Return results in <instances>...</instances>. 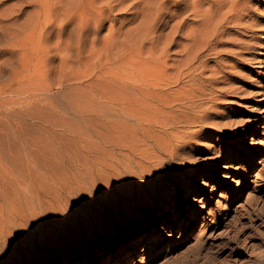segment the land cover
<instances>
[{
	"label": "rangeland",
	"instance_id": "1",
	"mask_svg": "<svg viewBox=\"0 0 264 264\" xmlns=\"http://www.w3.org/2000/svg\"><path fill=\"white\" fill-rule=\"evenodd\" d=\"M22 2L0 0V87L15 83L14 88L26 90L21 104L5 102L10 95L0 93L4 263L53 264L54 254L67 251L68 264H198L208 257L217 264H257L264 257V0H241L240 23L224 22L216 49L203 52L206 63L200 70L211 81L199 112L204 123L180 126L181 134L190 132L183 137L160 130L148 137L138 129L129 140L134 149L117 152L115 169L106 168L112 174L98 177L96 186L87 182L88 190H74L73 196L55 188L39 148L44 139H57L64 122L92 114L91 93L103 83V65H60L55 15L38 23V6ZM14 16L22 27L17 33L3 26ZM125 18L119 15L115 27ZM21 48L29 52L25 65ZM144 135L147 142L141 140ZM57 167L60 175L65 166ZM117 177L130 183L136 197L140 192L135 202L132 197L125 204V194L105 201L106 187L98 188ZM140 178L149 183L142 182L138 191ZM107 191L113 195L112 188ZM133 236L139 249L122 262L114 246ZM235 246L238 253L232 252Z\"/></svg>",
	"mask_w": 264,
	"mask_h": 264
},
{
	"label": "bare ground",
	"instance_id": "2",
	"mask_svg": "<svg viewBox=\"0 0 264 264\" xmlns=\"http://www.w3.org/2000/svg\"><path fill=\"white\" fill-rule=\"evenodd\" d=\"M22 1L34 2L38 6V23L48 21L51 16L55 15L59 26L58 45L55 48L60 58V65H103L101 66L102 75H104L102 86L100 85L98 91L91 93L90 112L92 114L78 115L77 120L64 122L60 125L62 132L58 133L57 139L53 136L44 139L39 148L55 188L58 187V192L64 191L69 196H73L71 194L74 190H88L87 182L92 181L96 186L98 177L107 179L104 174L109 175L112 172L106 168L109 166L110 169H115L114 160L119 159L117 152L126 155L123 152L124 148L134 149L131 146L135 145L130 142L137 135L134 133H137L138 129L147 132L148 137H152L151 133L157 130L183 137L190 132L184 130L181 134L180 126L189 125L194 121H204V115L199 112L202 110V100L206 95L205 86L211 81L209 78H204L200 70L201 66L206 63L202 58L203 52L205 49L210 51L216 49V44L220 39V26L224 22L240 23L241 17L238 15L244 9L241 0ZM5 9L4 6V11ZM119 15H125L126 18L120 26L115 27ZM8 20L9 22L3 25L5 28H10L12 33L21 31L22 27L19 26L17 16ZM0 22L4 20L0 19ZM107 22L111 23L109 27H107ZM25 25L24 23L23 26ZM107 28H109L108 34H103ZM28 53L26 49L21 48L20 57L23 65L28 59ZM0 65H2L1 61ZM12 85L7 84L5 87H0V93L10 95L9 98L5 96V102L17 100L19 104L23 103L22 98L26 90L14 88L15 86ZM58 128L57 131H60ZM199 131L198 129L195 133ZM141 140L147 142L145 135ZM57 163L65 166V170L60 175L56 174L59 172ZM96 166L97 171H94ZM112 181L111 185L107 181L102 182L103 184L101 183L98 188L99 190L101 187H106L103 189L105 201L112 203L115 196L117 198L119 194H125L123 197L125 204L129 203L132 197V201L137 200L140 192L136 197L134 191L130 190V183L119 181V177ZM144 181L149 183L148 178H140L137 181L138 191H141ZM111 188L113 195L109 196L110 192L107 189ZM186 188H191L190 182L187 183ZM50 194L52 195V192ZM52 200L54 199H51V204ZM70 201L71 198L67 201L68 204ZM1 217L0 214V221ZM63 225H65L64 221ZM72 238L70 244L74 245L76 241L74 237ZM134 238L133 236L129 241L124 240L120 246H114V250L122 253L120 261L125 262L128 254L133 255L134 251L139 249ZM203 243L205 244V241ZM74 248L81 249L77 245ZM232 249V252H239L236 246ZM103 250L106 249L103 248ZM69 255L70 252L67 251L65 254L56 253L52 262L63 264V259L67 256L66 264H68ZM10 259L7 262H10ZM197 259L195 261L199 262L201 258ZM215 259L208 257L198 264H217ZM3 260L0 258V263L5 264ZM33 263L45 264L46 261H34ZM256 263L264 264V257L261 259L259 257ZM102 264L110 263L104 261Z\"/></svg>",
	"mask_w": 264,
	"mask_h": 264
}]
</instances>
